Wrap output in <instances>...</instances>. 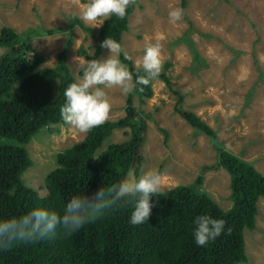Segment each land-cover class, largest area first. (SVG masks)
<instances>
[{
	"label": "rangeland",
	"instance_id": "374dc122",
	"mask_svg": "<svg viewBox=\"0 0 264 264\" xmlns=\"http://www.w3.org/2000/svg\"><path fill=\"white\" fill-rule=\"evenodd\" d=\"M87 2L79 0V6ZM170 8L183 10L181 21L170 22ZM75 18L93 27L80 19L72 0H0V29L10 26L27 34L44 56V67H55L58 54L67 49V62L78 80L82 71L77 61L93 59L100 27H94L91 35L72 23ZM51 29L55 32L47 33ZM156 42L162 45L161 72L172 85L157 77L151 98L141 101L134 94V106L146 118L148 129L141 165L132 168L126 179L130 173L139 178L156 171L166 189L193 186L202 176L201 189L228 210L232 206L230 174L222 167L210 168L218 162V151L208 135L175 111V103L182 95L183 106L217 131L220 145L264 173V0H187L186 5L183 0H138L122 37L123 48L136 65L145 45ZM6 50L0 47V55ZM109 54L103 48L97 60ZM59 84L56 79L54 97ZM104 90L111 105L108 120L126 115L129 95L116 88ZM129 134V127L115 129L100 150L128 139ZM85 135L59 123L41 129L24 145L0 136V145L26 147L32 164L22 179L45 196V179L58 166L59 154ZM256 218L254 229H244L247 260L237 264H264V199L259 201Z\"/></svg>",
	"mask_w": 264,
	"mask_h": 264
},
{
	"label": "trees",
	"instance_id": "16d2710c",
	"mask_svg": "<svg viewBox=\"0 0 264 264\" xmlns=\"http://www.w3.org/2000/svg\"><path fill=\"white\" fill-rule=\"evenodd\" d=\"M136 3L128 6L123 19L113 15L100 26L93 59L102 54L100 45L107 37L123 47L122 37L129 28ZM186 3L183 0V5ZM72 23L95 34L94 27L86 26L77 18ZM2 46L7 50L0 55V136L14 138L24 145L41 129L65 123L60 113L65 103L63 93L77 79L67 62V49L58 54L55 67H44V56L34 48L31 38L10 26L0 29ZM120 59L134 80L138 74H145L122 54ZM158 77L168 86L172 85L166 73L161 72ZM56 79L60 84L54 97ZM153 82L138 85L129 94L126 115L107 120L59 154L58 166L45 179L48 190L45 196L22 179V173L32 164L26 147L0 145V219L17 217L36 207L61 211L73 195L91 197L102 186L119 185L132 168H139L148 123L134 106L133 97L137 94L141 101L151 98ZM175 111L193 128L208 135L218 151V162L210 168L222 167L230 174L232 206L228 210L201 189L203 177L200 176L193 186L176 185L153 196L149 220L143 224L130 223L133 208L124 198L71 235L58 230L55 235L30 243L16 242L7 249L0 247V264H237L246 261L244 229L256 227L258 202L264 197V174L252 162L220 145L217 131L195 111L186 109L180 94ZM127 127L130 128L128 139L110 143L100 150L115 129ZM200 215L225 221L222 233L204 246H198L193 235L194 220Z\"/></svg>",
	"mask_w": 264,
	"mask_h": 264
},
{
	"label": "clouds",
	"instance_id": "9594fccd",
	"mask_svg": "<svg viewBox=\"0 0 264 264\" xmlns=\"http://www.w3.org/2000/svg\"><path fill=\"white\" fill-rule=\"evenodd\" d=\"M72 3L79 8L80 19L93 27H100L110 16L123 19L128 6L135 4L136 0H88L82 7L79 6V0H72ZM168 17L175 24L182 20L183 10L170 8ZM100 47L109 49L107 58L77 61L82 76L69 84L63 93L65 103L60 108L61 119L82 134L103 125L109 119L111 105L105 88L119 89L122 95L127 96L138 85L147 86L160 75L163 68L162 45L159 42L145 45L143 56L135 62L137 69L142 68L145 74H138L135 80L120 59L121 54L126 60L132 57L119 42L107 37ZM140 90L143 91L142 88ZM162 191L158 172L148 171L139 178L130 173L119 185L102 186L91 197L86 194L73 195L61 211L36 207L17 217L0 219V247L7 249L16 242L30 243L38 238L55 235L58 230L71 235L124 198L133 208L130 223L143 224L149 220L152 197L159 196ZM194 223L196 227L193 235L198 246L215 240L225 225L224 220L208 215L197 216ZM228 231L230 233L231 229Z\"/></svg>",
	"mask_w": 264,
	"mask_h": 264
},
{
	"label": "crops",
	"instance_id": "0c3cea01",
	"mask_svg": "<svg viewBox=\"0 0 264 264\" xmlns=\"http://www.w3.org/2000/svg\"><path fill=\"white\" fill-rule=\"evenodd\" d=\"M244 159H245V158H244ZM245 160H247V159H245ZM247 161H248V160H247ZM250 162H251V161H250ZM255 167H256V166H255ZM256 168H257V167H256ZM257 169H258V168H257ZM258 170H259V169H258ZM261 172H262V171H261ZM262 173H263V172H262ZM263 174H264V173H263ZM261 199H264V198L261 197L260 200H261ZM260 200H259V201H260ZM258 205H259V202H258Z\"/></svg>",
	"mask_w": 264,
	"mask_h": 264
}]
</instances>
